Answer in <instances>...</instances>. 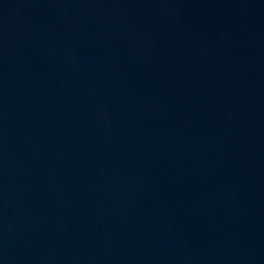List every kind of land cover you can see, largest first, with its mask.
<instances>
[{
  "label": "water",
  "instance_id": "obj_1",
  "mask_svg": "<svg viewBox=\"0 0 264 264\" xmlns=\"http://www.w3.org/2000/svg\"><path fill=\"white\" fill-rule=\"evenodd\" d=\"M0 264H264V0H0Z\"/></svg>",
  "mask_w": 264,
  "mask_h": 264
}]
</instances>
